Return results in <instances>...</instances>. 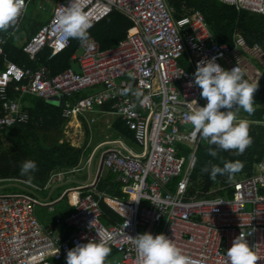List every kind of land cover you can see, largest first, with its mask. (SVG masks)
I'll use <instances>...</instances> for the list:
<instances>
[{
    "label": "built area",
    "instance_id": "obj_1",
    "mask_svg": "<svg viewBox=\"0 0 264 264\" xmlns=\"http://www.w3.org/2000/svg\"><path fill=\"white\" fill-rule=\"evenodd\" d=\"M217 1L264 16V0ZM66 2L56 0L49 21L22 44L30 61L37 62L46 49L48 59L66 49L71 38L56 23ZM81 3L91 25L87 32L116 11L131 22L129 35L107 50L88 37L73 56V66L53 77L44 65L36 70L22 68L7 59L4 47L23 23L29 4L24 0L16 23L0 32V129L30 120L27 104L22 102L29 95L56 102L69 120L97 111L120 119L133 132L140 151H133L125 137L106 140L98 150L106 147L101 154L103 170L132 199L120 201L131 215L113 209L124 220L103 224L96 195L103 196L96 191V176L62 194L74 211L57 216L54 225L47 227L37 218L36 208L48 206L53 212L51 204L37 195L38 187L13 179L32 190L0 194V264H66L69 249L99 238L110 248L109 260L118 257L109 264H141L132 238L145 231L173 238L191 264H228L226 250L242 233L258 257L257 264H264V160L254 165L249 178L218 190L191 193L197 151L209 144L199 136L191 137L192 126L186 119L189 102L206 103L199 87L188 86L198 61L214 57L226 69L238 65L247 79L243 61L253 60L264 71L263 48L250 47L241 36L235 38L233 49L219 44L201 12L177 18L166 0ZM128 86L129 92L121 94ZM137 89L149 97L143 106L133 94ZM106 105L110 111L102 109ZM65 174L53 175L47 187ZM62 229L68 230V237L64 238Z\"/></svg>",
    "mask_w": 264,
    "mask_h": 264
},
{
    "label": "trees",
    "instance_id": "obj_2",
    "mask_svg": "<svg viewBox=\"0 0 264 264\" xmlns=\"http://www.w3.org/2000/svg\"><path fill=\"white\" fill-rule=\"evenodd\" d=\"M166 1L174 8V16L177 18L195 11L201 12L219 44L228 45L233 49L235 38L241 36L250 47L259 44L264 50L263 15L238 11L235 7L217 0ZM29 2H36V0H29ZM32 10L29 8L24 23L15 36L7 41L4 47L5 55L9 61L19 67L36 70L38 65H44L50 76H56L73 66L72 58L80 50L82 42L71 38L66 49L57 56L48 59L50 51L46 49L40 53L37 62L30 61L24 51V45H20L18 40L23 32L26 35V40H29L44 25L42 15L34 14ZM131 29V22L120 13L113 11L88 32V37H93L102 50H107L125 39ZM2 31L0 30V32ZM242 66L248 71L247 79L250 82L258 83V88L253 94L254 111L250 115L242 109L237 112L238 118L250 121L249 135L252 142L243 153L239 154L234 149H216L215 157L208 154V148H216L214 144L201 145L197 151V162L192 173L191 193L228 187L235 176H238L239 179L249 178L253 174L254 165L264 159V71L253 60L245 59ZM258 70L263 72L260 73ZM22 102L27 104L25 110L29 113L30 120L27 123L0 129V181L6 185L5 189L15 190L12 193L24 192L26 189L32 190L22 182H12L13 179L25 181L38 187L40 190L36 193L39 195L45 192L53 175L58 172L70 174L75 169L78 170L83 158L87 156L86 142L78 148L63 139L65 128L70 120L63 116L61 107L30 95L25 96ZM102 109L110 111V105H106ZM82 122L86 127L85 121L82 120ZM78 127L79 125H77ZM112 129L134 143L133 132L120 119L117 118L114 121ZM86 131L88 139V130ZM26 159H31L36 163V170L29 174L30 178L28 175H21L19 170L21 162ZM225 161L241 164L240 169L232 174L231 179L227 173H218L213 180L209 178L208 172L201 171L206 166L210 169L212 165L222 168ZM96 191L103 196L96 195L102 211L103 224L110 226L122 222L124 219L114 211L115 209L109 203L110 199L104 201V197H107L130 203L132 199L122 191L121 184L116 182L115 177L107 171L99 178ZM83 192L86 193V190ZM41 195L39 196L41 197ZM63 201L66 202L69 215L74 209L68 205L66 196L60 202ZM64 230V238H66L68 230ZM109 258V256L105 258L104 264H109Z\"/></svg>",
    "mask_w": 264,
    "mask_h": 264
},
{
    "label": "clouds",
    "instance_id": "obj_3",
    "mask_svg": "<svg viewBox=\"0 0 264 264\" xmlns=\"http://www.w3.org/2000/svg\"><path fill=\"white\" fill-rule=\"evenodd\" d=\"M24 9V0H0V30H6L14 25ZM56 23L68 37L82 43L87 41V29L91 26L89 18L82 10L81 0H67L56 15ZM193 84L201 89L200 96L206 100L203 106L191 102L187 105L186 119L190 123L191 137L197 136L216 148H208V154L217 155L216 149L230 150L243 153L252 138L249 135L250 121L238 118L237 112L243 110L249 115L254 111L253 94L258 83L250 82L238 65L226 69L216 62L215 58L198 61ZM130 86L121 89V94H127ZM134 96L141 106L149 101L147 95L137 89ZM241 167L239 162L225 161L223 167L212 165L201 171L208 172L210 179L217 174H228L229 179ZM21 175H28L36 170V163L26 159L20 164ZM220 203V202H219ZM218 204V203H217ZM99 235V234H98ZM137 256L141 264H191L190 258L177 247L173 238L164 233L153 234L145 231L132 238ZM110 248L103 238L88 239L84 243L76 244L66 253V264H104ZM228 264H257L258 257L245 237L240 233L226 250Z\"/></svg>",
    "mask_w": 264,
    "mask_h": 264
},
{
    "label": "rangeland",
    "instance_id": "obj_4",
    "mask_svg": "<svg viewBox=\"0 0 264 264\" xmlns=\"http://www.w3.org/2000/svg\"><path fill=\"white\" fill-rule=\"evenodd\" d=\"M37 2V4H36ZM36 2H31L30 5V9H34V7H36L37 11H34V14H40L42 16H44V18H47L49 15L53 14V10L55 7V3L56 0H36ZM48 15V16H47ZM24 37H26L25 34H23L21 36V38H19L18 42L20 45H22L25 41ZM260 68L262 69V67L260 66ZM263 70V69H262ZM56 104V102H55ZM91 114H87V117L89 119ZM111 117L108 116V119H110ZM114 118V117H113ZM89 121V126L91 127V131H92V139L90 141L89 144V149L87 151V153H93V155L95 154V158L93 160V167H92V174L94 175L96 173V169H97V164L99 161V158L101 157L102 151L106 149V147L100 149L97 153L94 150L98 145L100 146L103 142H105L106 140H110V139H114L116 138L117 135L114 134V131L110 128L107 129L106 125H99V124H95L93 122V120H88ZM84 125V124H83ZM83 132L85 131V125L82 126ZM74 128H71L69 125L66 126L64 134H63V139L69 141L73 146H83L84 144V140H85V135L84 133L78 135V139H76V137L74 136ZM84 136V137H83ZM82 137V139H80ZM131 148L133 149V151L135 152H139V148L135 145V144H131ZM107 170H104V173H106ZM91 166H86L85 169H83L81 172L75 173L73 175H71V178L67 180V182L65 185L56 187L55 184L52 185V188L50 190H54L53 191V195L51 197L52 200L57 199L60 195L62 196V194L70 189L73 188L75 186H78V182L80 183H86L87 181H89L91 178ZM235 180H239L238 176H235L232 178V182ZM201 181V180H200ZM13 182V181H12ZM3 181H0V194H5V193H12L15 192V190H9V189H5L4 187L6 185H3ZM80 185V184H79ZM49 190V191H50ZM40 194L43 195H47V192H42ZM66 202L63 201L61 202V204L63 206H66L65 204ZM60 204V203H59ZM36 216L39 219V221H41L42 223H47L49 220H54L55 218V213H50L48 211L47 207H42V206H38L36 208ZM48 220V221H47ZM118 259V257L112 259L110 261V263L115 262Z\"/></svg>",
    "mask_w": 264,
    "mask_h": 264
},
{
    "label": "crops",
    "instance_id": "obj_5",
    "mask_svg": "<svg viewBox=\"0 0 264 264\" xmlns=\"http://www.w3.org/2000/svg\"><path fill=\"white\" fill-rule=\"evenodd\" d=\"M29 4H30V2H29ZM28 4V8H27V12H28V10H29V5ZM36 4H37V2H36ZM37 11V9H36V7H34V9L32 10L33 12L34 11ZM27 12H26V15H27ZM26 15H25V18H26ZM48 16V15H47ZM43 17V20H44V24H46L48 21H49V19H50V17H51V15H49L47 18H44V16H42ZM25 18H24V20H23V23H24V21H25ZM22 23V24H23ZM20 29V28H19ZM23 34H25L24 32L21 34V36L23 35ZM21 38V37H20ZM24 39L26 40V37H24ZM259 71V70H258ZM260 72V71H259ZM108 116L109 117H111L110 119H108ZM114 117V118H113ZM90 118L91 119H89L87 116H85V117H80V118H72L69 122H68V124L67 125H69L71 128H74V136L76 137V139H78V135H80V134H82V133H84V135H85V142H86V150L88 151V149H89V144H90V141H91V139H92V131H91V127L89 126V121L88 120H93V122L95 123V124H99V125H106V128L107 129H112V126H113V123H114V121L117 119L115 116H113V115H111V114H108V113H106V112H99V111H97V112H94V113H92L91 115H90ZM82 120H84L85 121V123H86V127H85V131L83 132V129H82V126H84L83 125V122H82ZM77 125H79V127L77 128ZM86 130H88V139H87V131ZM113 130V129H112ZM114 131V130H113ZM114 134L115 135H117L116 136V138H114V139H118L119 137H124L123 135H121V134H119V133H117V132H115L114 131ZM84 137V136H83ZM80 139H82V137L80 138ZM87 139V140H86ZM125 139H126V144L128 145V146H130L131 147V144H134L133 142H131V141H129L126 137H125ZM67 141V140H66ZM69 142V141H68ZM84 142V143H85ZM70 143V142H69ZM71 144V143H70ZM72 145V144H71ZM84 145V144H83ZM73 146V145H72ZM74 147H78V148H80V147H82V146H75L74 145ZM98 147H99V145L94 149L95 151H96V153L99 151L98 150ZM94 158H95V154L93 155V153L91 152V153H87V156H85L84 158H83V160H82V163H81V165H80V167L78 168V170L77 171H75V172H72V173H66L65 175H64V177H63V179H59V180H56V182L55 183H53V184H55L56 185V187H59V186H62V185H65L66 183H69V182H67V180L68 179H70L71 178V175H73V174H75V173H78V172H81L83 169H85V167L86 166H91V179L89 180V181H87L86 183H80V182H78L79 184H78V186H84V185H86V184H88V183H90L93 179H95V177L96 176H98V170H99V167H100V165H101V157L99 158V161H98V164H97V169H96V173L93 175L92 174V167H93V160H94ZM264 160V159H263ZM262 160V161H263ZM104 173V170L102 171V173H101V176H102V174ZM66 178H67V180H66ZM52 184V185H53ZM52 185L50 186V187H47V189L45 190V193L47 192V195H41V197L43 198V200L45 201V202H47V203H50L51 204V208H53L54 209V211L53 212H50V210H49V208L50 207H48L47 206V208H48V211L50 212V213H55V218L57 217V216H59V217H65V216H67L68 215V208L66 207V206H63L62 204H61V197H58L57 199H54V200H52L51 199V197H52V195H53V191L54 190H50L51 188H52ZM78 186H75V187H78ZM50 190V191H49ZM40 195V194H39ZM106 199H110L109 200V203L112 205V207L116 210V211H118L120 214H122V215H124V216H128V214H129V209L127 208V206H124L123 204H121V202L120 201H117V200H115V199H111V198H107V197H105L104 198V201L106 200ZM60 203V204H59ZM106 203V202H105ZM69 205V204H68ZM108 205V204H107ZM44 207V206H43ZM110 207V206H109ZM111 208V207H110ZM125 214H127V215H125ZM55 218H54V220H55ZM54 220H47L48 222L47 223H42L41 221V223L43 224V225H45V226H50L51 224H53L54 223ZM54 225V224H53ZM61 233H63V235L65 234V230L64 229H62L61 231H60Z\"/></svg>",
    "mask_w": 264,
    "mask_h": 264
},
{
    "label": "water",
    "instance_id": "obj_6",
    "mask_svg": "<svg viewBox=\"0 0 264 264\" xmlns=\"http://www.w3.org/2000/svg\"><path fill=\"white\" fill-rule=\"evenodd\" d=\"M102 171H103V165H102V162H101V165H100L99 170H98V177H97V179L100 178Z\"/></svg>",
    "mask_w": 264,
    "mask_h": 264
},
{
    "label": "bare ground",
    "instance_id": "obj_7",
    "mask_svg": "<svg viewBox=\"0 0 264 264\" xmlns=\"http://www.w3.org/2000/svg\"><path fill=\"white\" fill-rule=\"evenodd\" d=\"M128 209H129V214H128V216H130L131 215V209L129 208V207H127ZM125 215H127V214H125Z\"/></svg>",
    "mask_w": 264,
    "mask_h": 264
}]
</instances>
